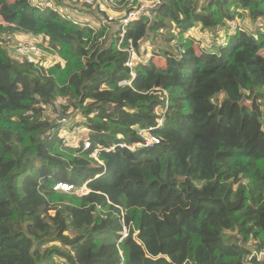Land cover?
I'll return each mask as SVG.
<instances>
[{"label": "trees", "instance_id": "obj_1", "mask_svg": "<svg viewBox=\"0 0 264 264\" xmlns=\"http://www.w3.org/2000/svg\"><path fill=\"white\" fill-rule=\"evenodd\" d=\"M54 1L71 18L0 0V264H264V0H162L125 28L135 77L119 21ZM19 33L56 62L13 59L2 38ZM70 109L89 149L58 134ZM139 130L160 143L120 146L143 143Z\"/></svg>", "mask_w": 264, "mask_h": 264}, {"label": "built area", "instance_id": "obj_2", "mask_svg": "<svg viewBox=\"0 0 264 264\" xmlns=\"http://www.w3.org/2000/svg\"><path fill=\"white\" fill-rule=\"evenodd\" d=\"M50 0H43V4H45L46 7H50L52 8L54 11H57L58 13H60L62 16H66L67 18H71V15H69L68 13H64L62 12V10H60L56 5H51L49 4ZM73 2H76L77 0H72ZM86 3H93L96 2L97 4H99L100 7V11L102 12H107L106 8L101 5V1L100 0H84ZM134 0H132L131 2H133ZM111 2L113 4H115V2L113 0H111ZM162 3V0H146L145 2H142V0H140V4L137 5V7L133 10H131L130 12H126L125 16L123 18H115L113 16H109V21L111 22H115V21H119L122 26H123V30H122V36L121 39L118 43V49L121 51H126L129 54V59L126 62V65L130 68L131 70V74L133 77L136 76V72H135V64L137 62L138 59H140L138 52L136 51L135 47H134V43L131 39L128 40V46L127 47H123L124 42V38H125V28L127 25H129L131 22H133L134 20L140 18L143 14L149 17H152V15H154L155 9ZM35 4V3H34ZM105 4V3H104ZM53 6V7H52ZM235 26V24H233ZM222 44L226 45L227 42L225 40L221 41ZM152 49L150 44L146 45V50H147V55L150 52V50ZM15 54L18 57L22 58L23 62H28V63H41V61H39L43 55V49L41 48V46L36 42V41H32V40H26V41H22V42H18L15 48ZM121 85H125V84H130V82L127 81H122L120 82ZM63 113H59L57 115H55V120L58 122V134L59 136L63 139V144L65 147L68 146H78L80 142H82L84 144V150L85 149H89L91 147V141L87 138V134H83L81 135V130H84V132L86 131L85 126L82 124V122H80V125H76L75 121H73L74 119V110L70 109L66 112V116H69L70 118L67 119L66 117H64L62 120H59L58 118L62 115ZM161 124H162V120H161ZM152 129V128H151ZM139 133L141 134V136H143V138L145 139L143 143H138V144H134V145H128V144H120V146L122 147H127L129 149L135 150L137 147H151L155 144L160 143V138L157 137L156 135L150 134L148 131L146 130H139ZM85 137V138H84ZM97 149L94 150L92 156L97 157ZM56 190H60V191H64V192H72L74 191L75 193H77V191H80L81 193L79 195H86L90 192V189L87 186H83L81 188L76 189L73 185L68 184V183H59L56 185L55 187ZM78 194V193H77ZM125 232L126 234L123 236H126L128 233V230L125 228ZM264 253V252H262ZM261 254H258V257L260 259ZM255 256V254H252L249 256L248 260L246 261V264H251V260L252 258Z\"/></svg>", "mask_w": 264, "mask_h": 264}, {"label": "rangeland", "instance_id": "obj_3", "mask_svg": "<svg viewBox=\"0 0 264 264\" xmlns=\"http://www.w3.org/2000/svg\"><path fill=\"white\" fill-rule=\"evenodd\" d=\"M32 1V3H39V2H42L43 3V0H31ZM45 1V0H44ZM68 1H70L71 3H77L78 5L79 4H84V3H86L84 0H77L76 2H73L72 0H68ZM142 1H144V0H142ZM199 1V5H201V7L204 5V2L205 1H207V0H198ZM145 2V1H144ZM116 3V2H115ZM118 3V2H117ZM49 4H51V5H57L56 3H55V1L54 0H50L49 1ZM88 4H90V5H93V6H95L96 7V5H97V3L96 2H93V3H88ZM101 5L103 6V8L105 7L106 8V11L111 15V16H113V17H115V18H123L124 16H125V14H126V11H125V9H126V6L125 5H122V4H115V5H107L106 3L104 4V2L103 3H101ZM44 6H45V4H44ZM52 6V7H53ZM57 7L60 9V10H62V12H64V13H68V14H72L73 13V9L71 10L70 8H66V7H68V6H58L57 5ZM98 9L99 10H101L100 9V7H98ZM97 10V7L95 8V11ZM76 14V13H75ZM81 17H83V16H81ZM83 18H86V17H83ZM91 19H92V17H91ZM94 21H96V20H94ZM83 23H86V20H84V21H82ZM93 26H97L96 25V23H93L92 24ZM175 31V30H174ZM169 31H166V30H164L158 37H157V40L159 41V40H161L162 42H163V40H164V37L163 36H167V35H169L170 33H172V32H170V33H168ZM186 36H189V37H191V38H193V39H196L197 41L198 40H200L201 39V36H200V33H199V31L198 30H190V31H188L187 33H186ZM43 37L42 36H38V35H34V34H21V33H19V34H10V35H4L3 36V38H2V40L4 41V43H5V46H6V48H7V50H8V52H9V54L11 55V57L13 58V59H15L17 62H23L22 61V58L21 57H17L16 56V54H15V48H16V45H17V43L18 42H22V41H26V40H34V41H36L40 46H41V48L43 49V55H42V57H41V59L39 60V61H41V64H43V65H45L46 67H49V66H51L54 62H56V60H57V58H56V56L55 55H53L50 51H49V49H48V47H47V43H46V41H45V39L43 40L42 39ZM203 38L205 39V41H208V42H203L202 43V47H205V45L206 44H212L211 43V41H212V38L211 37H207V35L206 36H203ZM223 38H225V37H221V40L223 39ZM221 40H220V43H221ZM208 46H210V45H208ZM152 47V46H151ZM152 49H153V47H152ZM150 50V52L148 53V57L149 56H151L152 55V52H153V50ZM261 53L264 55V49L261 51ZM159 63L160 64H164V60L162 61V59L161 58H159ZM75 111H77V110H74V114L76 113ZM51 115H52V113H51ZM53 116V115H52ZM54 117V116H53ZM75 120H77V121H81V119H75ZM86 133V131L84 132V130H81V135H83V134H85ZM85 138V137H84ZM77 193L78 194H80L81 192L80 191H77ZM123 235H125L126 234V232H125V229H124V231L123 232H121Z\"/></svg>", "mask_w": 264, "mask_h": 264}, {"label": "water", "instance_id": "obj_4", "mask_svg": "<svg viewBox=\"0 0 264 264\" xmlns=\"http://www.w3.org/2000/svg\"><path fill=\"white\" fill-rule=\"evenodd\" d=\"M64 117H66L67 119H69L70 117L69 116H66L64 114H62L58 119L59 120H62ZM173 186H176V183H172Z\"/></svg>", "mask_w": 264, "mask_h": 264}, {"label": "clouds", "instance_id": "obj_5", "mask_svg": "<svg viewBox=\"0 0 264 264\" xmlns=\"http://www.w3.org/2000/svg\"><path fill=\"white\" fill-rule=\"evenodd\" d=\"M57 6V5H56ZM148 56V55H147ZM162 120V124H163V119H161ZM161 120H160V125H162L161 124ZM143 137V136H142ZM145 140V139H144ZM134 145V144H133ZM132 150V149H131ZM94 157V156H93ZM94 158H96V157H94ZM125 229V228H124Z\"/></svg>", "mask_w": 264, "mask_h": 264}]
</instances>
